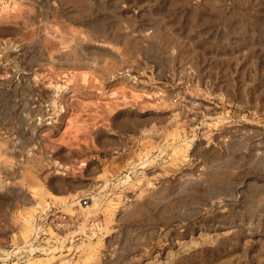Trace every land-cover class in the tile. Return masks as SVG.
<instances>
[{
    "label": "rangeland",
    "instance_id": "obj_1",
    "mask_svg": "<svg viewBox=\"0 0 264 264\" xmlns=\"http://www.w3.org/2000/svg\"><path fill=\"white\" fill-rule=\"evenodd\" d=\"M0 264H264V0H0Z\"/></svg>",
    "mask_w": 264,
    "mask_h": 264
},
{
    "label": "built area",
    "instance_id": "obj_2",
    "mask_svg": "<svg viewBox=\"0 0 264 264\" xmlns=\"http://www.w3.org/2000/svg\"><path fill=\"white\" fill-rule=\"evenodd\" d=\"M87 199H79L78 201H77V203H78V205L79 206H85V207H87L88 205H87ZM32 243H34V241H35V238L33 237L31 240H30Z\"/></svg>",
    "mask_w": 264,
    "mask_h": 264
}]
</instances>
